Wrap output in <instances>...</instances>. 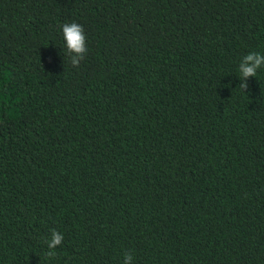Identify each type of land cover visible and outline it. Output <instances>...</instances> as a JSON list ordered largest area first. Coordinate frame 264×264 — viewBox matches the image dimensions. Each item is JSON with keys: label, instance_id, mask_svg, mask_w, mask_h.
<instances>
[{"label": "trees", "instance_id": "obj_1", "mask_svg": "<svg viewBox=\"0 0 264 264\" xmlns=\"http://www.w3.org/2000/svg\"><path fill=\"white\" fill-rule=\"evenodd\" d=\"M252 52L264 0H0V264H264Z\"/></svg>", "mask_w": 264, "mask_h": 264}, {"label": "clouds", "instance_id": "obj_2", "mask_svg": "<svg viewBox=\"0 0 264 264\" xmlns=\"http://www.w3.org/2000/svg\"><path fill=\"white\" fill-rule=\"evenodd\" d=\"M63 37L66 42L67 53L70 56V63L74 67H79L81 61L84 60L85 54L88 51L86 44V36L84 28L78 23H65L62 26ZM264 66V54L252 52L243 57L239 65L240 72V88L245 90L248 88L246 83L249 77H256L257 70ZM64 236L62 233L51 230V238L46 241L48 257H55L57 255L56 249L62 244ZM123 264H133V256L131 252L125 251Z\"/></svg>", "mask_w": 264, "mask_h": 264}]
</instances>
